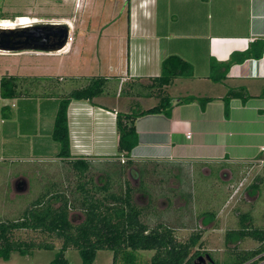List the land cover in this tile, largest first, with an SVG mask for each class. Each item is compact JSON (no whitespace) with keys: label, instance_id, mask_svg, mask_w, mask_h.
<instances>
[{"label":"crops","instance_id":"obj_1","mask_svg":"<svg viewBox=\"0 0 264 264\" xmlns=\"http://www.w3.org/2000/svg\"><path fill=\"white\" fill-rule=\"evenodd\" d=\"M122 1L126 4L127 12L125 35L123 36L121 27L116 23L118 16L112 18V14L107 24L98 30L97 35L98 41L102 30L105 29V43L109 45V51L105 50V53L107 51L108 54L113 45L124 40V69L120 70L116 63L111 66V71L116 70L120 80H126L127 83H149L151 77L160 73L162 59L170 54L180 56L189 62L193 69L190 77H177L171 84L163 87L164 93L167 88L178 90L180 86L183 91L179 97L163 93L172 98L168 114L150 113L135 118L138 141L129 158L152 163L188 162L195 166L208 164L227 168L264 158V95H260L261 92L264 93V47L260 56L255 55L260 51V42L264 41V0ZM89 31L90 28L87 34L82 32L79 36L87 38ZM70 35V49L62 50L64 54L75 49H72L73 31H70ZM248 49L250 56L241 61L235 60L224 80L213 82L209 78L210 61H227L231 55H241ZM81 53L82 48L78 57L81 62H85ZM38 56L29 55L25 59L32 63H41ZM43 57L47 56H40V59ZM6 61H9L8 56L0 54V77L5 74L15 75L10 72L12 66L6 65ZM28 65V69L32 68V65ZM40 67L43 68L46 78L61 79L64 76L61 64L59 69H53L47 62L45 65L40 64ZM104 77L107 78V84L108 76ZM178 80L180 83H177ZM240 86L246 89L249 98L243 103L239 97H232L229 101L228 116L225 117L223 96L228 88ZM115 92L113 100L109 99L107 93L104 97L100 95L90 100L69 102L67 121L72 157L92 161L93 158L109 157L116 152L118 133L115 114L130 110L128 106L126 109L120 108L119 100L122 95L128 99L130 96L147 100L154 96L155 104L159 101L158 96H146L144 92L139 96L121 94L118 90ZM189 93L196 97H208L210 100L204 108L197 101L178 102L179 98L188 96ZM1 99L7 98L1 97L0 93ZM55 101L58 99L50 94L45 106L39 109L52 110ZM125 103L126 101H123V104ZM5 107L4 105L2 109ZM146 108L148 107L142 109ZM0 123L5 124L3 121ZM40 130L38 126L35 127L33 121L31 124L24 121L21 132L25 137H40L38 141L41 146L37 144L39 151L36 157H51L47 154L49 152L44 151L41 137L48 130ZM6 133L15 135L17 132L7 125L0 130L2 142L6 140ZM26 144L29 151L30 141H26ZM57 150L58 148L54 150L52 158L61 164V159L56 156ZM12 157L26 158L24 155L15 154ZM219 170L218 168L214 174ZM11 183L15 190L28 189L27 180L20 173L11 179ZM191 196L195 195L191 192Z\"/></svg>","mask_w":264,"mask_h":264},{"label":"rangeland","instance_id":"obj_2","mask_svg":"<svg viewBox=\"0 0 264 264\" xmlns=\"http://www.w3.org/2000/svg\"><path fill=\"white\" fill-rule=\"evenodd\" d=\"M84 1L0 0V14L3 16L1 19L12 21L15 17H26L35 20L31 17H36L38 22H67L73 31L74 46L72 49L75 48L65 54L63 52L45 53L39 51L0 52L1 55L8 56L9 61H6L5 64L12 66L9 69L10 72L24 77L26 79L24 84L30 83L29 86L32 87L25 95L0 100V121L5 123H0V130L2 131L7 125H10L17 132L15 135L6 133V140L4 142L0 140V220L19 217L30 201L39 193L58 189L63 182L66 184V181H62L66 174L61 169L62 163L59 164L58 160L52 158L54 150L58 148V143L51 138V132L54 112H56L59 100L70 90L83 86L91 77L98 75L108 76L109 81L102 96H107L108 93L110 100L116 95V90L120 91L122 85L127 84L126 80H120L116 75V70L111 71V66H115V63L120 66V70L124 69V61H122V53L125 48L124 40L122 43L120 41L113 45L109 54L107 53L109 45L105 43V29L102 30L97 41L98 30L107 24L110 14H112V18L118 16L116 23L121 27L123 36L125 35L126 4L122 0ZM205 17L208 21L210 20L207 15ZM89 28L87 38L79 36L82 32L87 34ZM81 48L83 50L81 57L87 64L81 62L78 57ZM69 49L70 46L65 51ZM105 50H107L106 53ZM61 53H63L61 56H57ZM29 55L31 57L39 55L38 61L41 63L26 61L25 58ZM43 55L47 57H43L41 60L40 56ZM46 62L53 69H59L61 64L64 76L61 79L46 78L43 68L40 67V64L45 65ZM57 62L60 63L57 64ZM28 64L32 65V68L28 69L26 66ZM179 80L182 81L180 78ZM179 80L177 83H180ZM181 88V86L178 90L167 88L164 94L169 93L174 97H179L183 93ZM50 94L58 99L55 101L56 103H53L54 108L40 110L39 107L45 106ZM191 95L193 94L189 93V96ZM122 96L119 100L121 109H126L127 106L132 110L145 108L153 106L156 101L154 96L148 100L130 96L128 99ZM123 101L126 103L123 104ZM107 103L112 104L111 102ZM4 105L6 107L2 109ZM24 121L26 124H31L33 121L35 127L41 128V132L48 130L43 135L40 132V135L44 138H42L45 146L44 151L49 152L47 154L51 157H36L39 151L37 144L41 146L38 141L40 137L22 135L21 129H23ZM26 141H30L29 151ZM13 154L24 155L26 158L12 157ZM91 160L95 178L102 181L104 172H109L111 168L115 167V163L123 162L126 158L121 157V154L116 150L109 157L101 156ZM131 161H133L131 166L125 164L130 168H126L123 174L127 175L133 185L144 181L153 197V201H151L150 197L144 195L145 192H143L135 198L137 204L143 206V217L149 226H153L159 221L168 224L175 228V236L180 241H185L191 233L201 230V238L198 244L192 248L191 253H194L195 250L200 251L199 254L209 253L213 260H217L221 264L230 259L231 250L254 249L259 245V242L248 237L243 240L226 241L224 234L226 230L238 226L239 215L243 212L249 213L254 227L264 228V158L229 168L208 164L195 166L188 162L169 164ZM218 168L220 170L214 174ZM19 173L27 180V190H15L12 187L11 179L17 177ZM252 183H256V188L251 187ZM191 192L195 195L194 197L191 196ZM149 202L152 203V206H148ZM54 204L56 205L58 202H54ZM205 210L214 212L209 221L204 220L200 215ZM71 217L76 223L81 220L82 214L79 211H72ZM24 234L26 231H20L22 237ZM29 235L34 237L36 233L29 232ZM53 241L56 248L61 243L59 239ZM56 248L36 249L27 255L12 252L8 260L0 259V264H47L54 257ZM152 254V250H139L137 264H148ZM65 257L69 264H81V258L73 248L65 251ZM193 261L199 263L196 256ZM205 262L199 264H210L208 261ZM111 263V250H97L93 264Z\"/></svg>","mask_w":264,"mask_h":264},{"label":"trees","instance_id":"obj_3","mask_svg":"<svg viewBox=\"0 0 264 264\" xmlns=\"http://www.w3.org/2000/svg\"><path fill=\"white\" fill-rule=\"evenodd\" d=\"M260 43V51L256 56L261 55L264 47V41ZM249 53L248 49L241 55H231L227 61H210L209 78L213 82H221L226 78L231 64L235 60L248 58ZM192 74L193 69L189 62L178 55L170 54L162 59L160 73L151 77L149 83L132 81L126 84L128 88L122 85L121 94L139 96L144 92L146 96H158L159 101L146 109L116 112V150L126 160L118 161L109 172H104L102 181L95 178L92 161L71 155L67 108L71 100H90L102 95L107 78L101 75L91 77L83 86L67 92L58 102L51 132V138L58 143L56 156L61 159V169L67 174L62 179L66 184L63 182L58 189L39 193L19 217L0 220V259L8 260L12 252L27 255L36 249H55L53 240L59 239L61 243L47 264H69L65 251L70 248L78 252L81 264H93L97 250L101 249L111 250V264H137L139 250L153 251L148 264H194L193 259L200 251L191 253V250L198 244L201 230L191 233L185 241H180L175 236V228L168 224L159 221L149 226L143 217L144 208L137 204L135 198L143 192L151 201L153 197L144 181L133 185L127 175L123 174L126 168H130L125 164L131 166L133 162L129 154L138 141L135 118L150 113L168 114L172 98L163 94V87L171 84L177 77H190ZM25 80L24 77L11 74L1 76V97L15 98L25 95L32 88L30 83L24 84ZM260 95L264 93L261 92ZM232 97H239L244 103L249 94L243 86L228 88L223 96L225 117L228 116ZM209 100L208 97L188 95L179 98L178 102L197 101L204 108ZM251 187L256 188V183H252ZM54 202L58 204L55 205ZM150 202L148 206H152ZM72 211L82 214L80 221L73 222ZM213 213L205 210L200 215L209 221ZM20 231H26V234L22 237ZM29 232L36 233V236H30ZM246 237L259 242V245L254 249L231 250L230 259L222 264H264V228L254 227L249 213L243 212L239 215L238 226L226 230L224 239L243 240ZM210 264L221 263L214 260Z\"/></svg>","mask_w":264,"mask_h":264},{"label":"water","instance_id":"obj_4","mask_svg":"<svg viewBox=\"0 0 264 264\" xmlns=\"http://www.w3.org/2000/svg\"><path fill=\"white\" fill-rule=\"evenodd\" d=\"M70 31V25L61 21L24 23L14 27L0 26V52H60L68 43ZM197 259L214 262L209 253L198 255Z\"/></svg>","mask_w":264,"mask_h":264},{"label":"bare ground","instance_id":"obj_5","mask_svg":"<svg viewBox=\"0 0 264 264\" xmlns=\"http://www.w3.org/2000/svg\"><path fill=\"white\" fill-rule=\"evenodd\" d=\"M17 20L18 21L15 23V22H13V20L10 21V20H6V19H1L0 20V26L1 27H12L13 25L24 24V23L36 21V20H30L29 18H26V17H23V18L20 17Z\"/></svg>","mask_w":264,"mask_h":264},{"label":"built area","instance_id":"obj_6","mask_svg":"<svg viewBox=\"0 0 264 264\" xmlns=\"http://www.w3.org/2000/svg\"><path fill=\"white\" fill-rule=\"evenodd\" d=\"M19 17H15V19L13 20V22H17ZM32 19H35L36 21H32V22H29V23H25V24H31V23H36V22H38V19L36 18V17H31ZM59 22V21H58ZM18 25H21V24H18ZM14 26H17V25H13L12 27H14ZM71 40H72V36L71 35H69V38H68V43H67V45L65 46V49L64 50H66L67 49V47H68V44L71 42ZM188 135V134H187Z\"/></svg>","mask_w":264,"mask_h":264},{"label":"flooded vegetation","instance_id":"obj_7","mask_svg":"<svg viewBox=\"0 0 264 264\" xmlns=\"http://www.w3.org/2000/svg\"><path fill=\"white\" fill-rule=\"evenodd\" d=\"M205 253H206V252H205ZM205 253L203 252L202 254H198V255H204ZM198 255H197V256H198ZM197 256H196V259H197ZM197 260L199 261V263H206V262H205L206 260H205V261H202V260H199V259H197Z\"/></svg>","mask_w":264,"mask_h":264}]
</instances>
